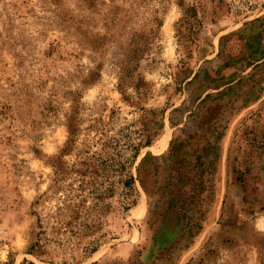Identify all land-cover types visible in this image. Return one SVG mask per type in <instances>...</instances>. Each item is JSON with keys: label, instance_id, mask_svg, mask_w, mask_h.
Instances as JSON below:
<instances>
[{"label": "rangeland", "instance_id": "374dc122", "mask_svg": "<svg viewBox=\"0 0 264 264\" xmlns=\"http://www.w3.org/2000/svg\"><path fill=\"white\" fill-rule=\"evenodd\" d=\"M185 2L0 0V264H264V0Z\"/></svg>", "mask_w": 264, "mask_h": 264}, {"label": "trees", "instance_id": "16d2710c", "mask_svg": "<svg viewBox=\"0 0 264 264\" xmlns=\"http://www.w3.org/2000/svg\"><path fill=\"white\" fill-rule=\"evenodd\" d=\"M182 8H183L184 15L181 18L180 23H179V25H180L179 32L180 33H181V28L192 27L194 22L199 24L198 8L194 3H187V2H185V0H182ZM142 45H146V43L143 42ZM124 54H127V56H128V57L124 58V71H126L127 68L129 69V66L133 63V61L135 59V55H133L131 52H129V53L125 52ZM132 59H133V61H132ZM124 77H125V75H124ZM124 84H125V81H124ZM70 131L72 134V137H71L72 139L68 143V146L66 147V151H68V149H72V147H73L72 144L75 141L74 137L77 134L78 129L76 127L71 126ZM70 143H71V145H70ZM106 145H105V147H106ZM56 159H58L59 170H64L65 165H64V162L62 160L63 155L61 154V155L57 156ZM114 160H116V159L115 158H110V159L103 158L100 156L99 153H94V154H91L90 156H87V158H85L84 160L79 162L80 165H79V167H76V168L83 175H90V176L92 175L93 178L97 182L100 179L98 176H102L105 180L110 181L109 183H112V181H111V175L112 174H109V170H111V168H112L113 171H116V168L114 167V165L112 163ZM60 172H63V171H60ZM134 178L135 177L133 175L129 176L126 179L125 184L127 186H132L131 183L134 181ZM109 187H113V186H109ZM36 245H38L37 242L32 243L33 248L36 247Z\"/></svg>", "mask_w": 264, "mask_h": 264}]
</instances>
